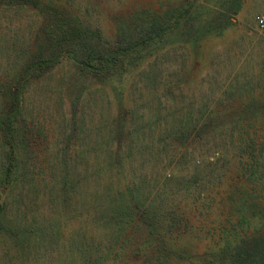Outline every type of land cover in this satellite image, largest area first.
I'll use <instances>...</instances> for the list:
<instances>
[{
	"label": "trees",
	"instance_id": "trees-1",
	"mask_svg": "<svg viewBox=\"0 0 264 264\" xmlns=\"http://www.w3.org/2000/svg\"><path fill=\"white\" fill-rule=\"evenodd\" d=\"M4 1L9 6H27L32 2ZM217 1L215 12L209 11L203 21L196 9L197 0H181L163 13L146 9L132 17L131 26H121L111 42L103 40L102 33L74 19L60 14L50 16V27H44L36 37L35 53L23 62L24 66L9 81L10 86L0 87V131L4 133L0 170V195L4 196L0 202L1 236L17 245H23L30 238L34 244L42 243L44 237L42 227L27 222L26 216L8 215L11 207L9 188L21 174L20 163L26 158L27 137L19 125L24 121L25 83L35 73H46L64 64L70 67L76 85L83 87L86 82L108 81L118 94L127 89L138 70L142 72L141 81L148 90L157 93L156 107L159 116L165 119L163 122L150 118L142 130L132 129L130 124L135 123L136 118L143 120L138 117L139 111L133 104L127 112L128 120L118 114L112 115L107 140L90 138L85 141L80 139L86 125L85 116L78 115L75 102L69 106L65 142L70 145L79 140V145L75 154L70 152V157L74 155L70 160H66L65 152L61 155L57 198L52 205L62 210L70 206L68 210L73 212L72 219L78 225V230L71 232L68 241L70 263L189 262L191 254L186 245L177 247L170 238L163 237V234L185 226L174 216L175 211L167 208L166 201L172 197L168 178L173 170L179 175L177 169L184 172L185 164L191 165L194 170L182 177L183 186L179 192L186 197L188 192L194 203L200 201L204 205L208 199L206 184L221 181V170L228 168L225 159L230 156L239 159L240 165L244 158L253 163L247 169L242 168L243 184L227 195L229 216L220 226L211 249L206 250L203 264H264V163L255 160L258 147L259 156L264 154V51L260 63L263 83H260L259 97L247 95L241 107L236 108L217 95V104L223 113L213 109L207 95H202L194 109L187 106L176 118V94L185 89L183 77L175 71L170 80L160 85L161 75L156 73L153 64L160 51H167L168 46L169 51L186 53L187 47L195 50L201 40L209 36H223L232 25L231 16L238 12L240 3L239 0ZM175 38L181 40L178 46L175 41H166ZM80 99L86 101L84 95ZM182 99L184 103L186 96ZM166 116L172 119L170 123ZM145 129L158 132V137L148 139ZM212 134L219 140L223 138L216 146L212 143L208 146ZM90 147H98V153L88 155ZM210 150H214L213 154L219 153L216 163L196 166V163L200 164L198 159ZM162 157L169 162L165 170L170 173L168 176L165 172L158 175L153 169ZM79 160L87 164L92 161L96 171L77 173L75 168ZM220 160L222 162L218 163ZM138 161L141 164L139 171L135 165ZM70 170L74 171L71 173ZM192 187L196 188L190 191ZM79 195L85 199L80 205L76 201Z\"/></svg>",
	"mask_w": 264,
	"mask_h": 264
},
{
	"label": "rangeland",
	"instance_id": "rangeland-1",
	"mask_svg": "<svg viewBox=\"0 0 264 264\" xmlns=\"http://www.w3.org/2000/svg\"><path fill=\"white\" fill-rule=\"evenodd\" d=\"M31 1L27 6H9L5 4L6 1L0 0V87L10 86L9 81L20 70L19 68L24 66L23 62L35 53L38 45L36 37L45 29L44 27H50L49 19H52L50 16L60 14L62 17L74 19L102 33V39L111 42L121 26L126 28L125 26L132 25V17L135 14H140L146 9L163 13L169 6L181 0ZM197 1L196 9L201 14L202 21L209 11L215 12L219 3L217 0ZM239 3L238 12L231 16L232 25L223 36H209L201 40L195 50L186 46V53L182 50L169 51L168 46L167 51H160L154 61L156 73L161 75L160 85L170 80L175 71L183 77L185 89L176 94L177 104L174 109L176 118L181 116L180 112L187 106L194 109L202 95H207L213 109L220 113L223 111L217 104V95L236 108L241 107L247 95L259 97L263 83L260 63L264 51V29L260 28L258 21L264 20V0H239ZM48 12L52 14L49 15ZM166 41H175L178 46L180 44L178 41L181 40L175 38ZM142 65L144 64L139 66ZM142 75V72L136 70L127 89L118 94L108 81L86 82L83 87L76 85L70 67L64 64L46 73H35L25 83L22 103L24 121L19 125L27 137V144L24 147L26 158L20 163L21 174L9 188L11 195L8 201L11 202V207L8 209V215L26 216L27 222L42 227L44 237L42 243L34 244L30 238L23 245H17L13 240L10 241L0 234V264H71L67 250L68 241L71 232L78 230V225L72 219L73 212L68 210L71 209L70 206L62 210L52 205L57 198L61 155L65 152L66 160H70L74 156L70 157V152L75 154L79 145V140L72 141L70 145L65 142L67 137L65 133L69 129L67 125L70 116L69 106L72 101L75 102L76 106L78 105V115L81 113L85 116L86 125L84 131L80 133V139L85 141L90 138L107 140L112 115L118 114L128 120L127 112L133 104H136L139 111L138 117H143V120L139 121L136 118V122L130 124L132 129L142 130L150 118H156L158 123L163 122L165 119L159 116L156 107L157 93L153 94L148 90L141 81ZM187 90H194V93L186 92ZM80 91H83L82 94ZM81 95H84L86 101L80 99ZM185 96L186 101L183 103L182 98ZM166 120L170 123L172 119H167L166 116ZM145 131L148 139L158 137V132H148L146 129ZM3 134V131H0V170ZM217 138L212 134L208 146H216L219 140ZM257 141L261 142L259 139ZM87 150L90 156L98 153V147H90ZM255 151L256 162L264 163V154L259 156V147ZM213 152L214 150L206 151L205 155L198 159L200 164L196 163V166L207 167L209 163H216L219 153ZM228 157L225 159L228 161V168L221 170V181L206 184L205 188L208 190L205 191V195L208 199L204 205L200 201L194 203L192 195H188V192L187 197L182 191L179 192L183 186L182 177L194 170H191V165L185 164L184 172L177 169L179 175L173 170L172 178H168L172 197L166 201L167 208L173 209L174 216L185 226L182 225L167 235L163 234V237H166V240L170 238V242L177 247L181 245L188 247L191 260L186 264H203L205 261L206 250L211 249L220 226L226 223L229 216L227 195L235 187L243 184L242 168L247 169L253 163L243 157L240 165L239 159ZM217 162L221 163L222 160ZM135 165L139 171L140 162H136ZM168 165L169 162L162 157L160 164L153 167L154 172L160 175L165 172ZM94 167L92 161L87 164L79 160L75 169L77 173H84L87 170L95 172ZM254 167L257 168L256 164ZM74 170H70L71 173ZM169 174L167 172L164 175ZM195 188H190V191ZM3 198L1 194L0 202ZM84 200L80 195L76 199L78 205Z\"/></svg>",
	"mask_w": 264,
	"mask_h": 264
},
{
	"label": "built area",
	"instance_id": "built-area-1",
	"mask_svg": "<svg viewBox=\"0 0 264 264\" xmlns=\"http://www.w3.org/2000/svg\"><path fill=\"white\" fill-rule=\"evenodd\" d=\"M258 24H259L260 28L264 29V20L263 19H259Z\"/></svg>",
	"mask_w": 264,
	"mask_h": 264
}]
</instances>
